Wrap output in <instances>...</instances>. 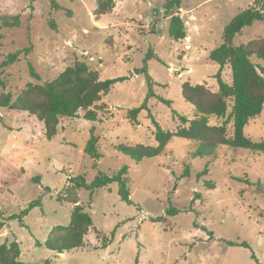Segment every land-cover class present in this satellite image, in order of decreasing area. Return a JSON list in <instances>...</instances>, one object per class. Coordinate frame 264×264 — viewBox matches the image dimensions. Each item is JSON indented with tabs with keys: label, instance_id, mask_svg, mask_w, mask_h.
<instances>
[{
	"label": "rangeland",
	"instance_id": "374dc122",
	"mask_svg": "<svg viewBox=\"0 0 264 264\" xmlns=\"http://www.w3.org/2000/svg\"><path fill=\"white\" fill-rule=\"evenodd\" d=\"M97 1L0 0V17L20 20L18 28L0 30V65L9 54L30 48L12 65L0 66V96L10 94L14 101L28 84L53 81L76 62L97 71L101 80L122 79L103 96L96 122L85 120L83 111L60 118L51 140L34 116L0 108V246L18 243L24 264H264V155L222 146L215 158L194 156L198 142L177 136L162 154L139 163L118 150L156 147L153 121L174 133L180 117L195 118L182 84L217 91L220 66L209 54L253 0H181L180 9L169 13L168 0H114L111 13L95 16ZM172 14L185 22L188 39L169 38ZM262 37L264 21H257L231 45ZM251 61L261 64L255 56ZM142 68L150 82L137 72ZM221 79L232 83L229 66ZM144 104L134 125L128 113ZM222 121L208 119L209 125ZM243 132L264 141V105ZM92 134L99 159L84 153ZM124 167L131 205L120 199L115 182L94 192L72 188V179L83 177L91 185L99 172L111 176ZM71 199L84 207L92 227L80 249L57 254L45 242L55 227L69 225ZM36 201L40 205L29 209ZM157 218L162 221H153Z\"/></svg>",
	"mask_w": 264,
	"mask_h": 264
},
{
	"label": "trees",
	"instance_id": "16d2710c",
	"mask_svg": "<svg viewBox=\"0 0 264 264\" xmlns=\"http://www.w3.org/2000/svg\"><path fill=\"white\" fill-rule=\"evenodd\" d=\"M54 7L59 8L55 3ZM181 0H168L164 10L169 13L174 8L180 9ZM114 8V0H98L95 16L111 13ZM264 21V0H253L251 7L240 11L224 28L222 44L209 54V60L220 66L215 75L218 81L216 92H210L204 85L182 84L181 93L183 99L193 106L196 116L192 120L180 117L181 126L176 132L171 133L155 125L156 147L137 145L135 147L120 146L118 150L139 163L143 159L154 158L163 153L165 147L173 136L198 142L199 148L194 156H211L215 158V149L225 146L230 150H245L254 154L264 155V141L254 142L244 135V127L248 121L262 112L264 105V37L253 40L240 46H232L231 42L243 28L251 26L254 22ZM19 16H1L0 30L18 28ZM168 36L174 41L187 38L185 22L179 14H172L169 19ZM30 48L9 54L1 68L15 63L21 54L27 55ZM257 57L261 64L255 65L252 57ZM155 57L150 54L149 58ZM225 66H229L232 73V83L226 84L221 79V72ZM143 74L147 81L150 79L146 69L137 71ZM30 74L39 80V76L30 66ZM122 79L101 80L95 70H91L85 63L76 62L67 67L57 78L40 85L28 84L14 101L11 95L0 96V108L19 110L34 116L45 127V136L51 140L57 135V125L60 118H77L79 111H83L85 120L96 122L98 113L103 111L101 102L114 84ZM153 94L149 92V97ZM167 104L169 101L162 100ZM135 108L128 113L129 120L136 125L137 116L145 108ZM230 108V111H229ZM222 118L219 125H209V117ZM98 138L93 134L87 141L84 153L93 159H99L97 151ZM127 168L124 167L111 176L99 172L95 181L88 185L83 177L71 180L72 188H83L94 192L96 189L106 187L111 183L118 184L120 199L132 204L130 190L127 182ZM188 175V170L184 176ZM39 182V178L36 179ZM60 201H63L60 199ZM74 207L71 211L68 226H57L50 231L48 240L45 242L47 249L57 254H63L71 250L80 249L84 244V238L92 227V219L75 199L68 201ZM38 201L30 204L29 209L39 206ZM27 212V211H26ZM25 212V213H26ZM176 213L170 210L168 214ZM161 222V218L154 219ZM22 224V221H21ZM3 226L0 223V228ZM110 241L104 242L101 247H107ZM229 246L247 248L246 243H228ZM21 251L18 243L0 246V264H24L19 259ZM252 258L255 259L254 256ZM49 264V262H45ZM256 264H260L256 261Z\"/></svg>",
	"mask_w": 264,
	"mask_h": 264
},
{
	"label": "water",
	"instance_id": "95a60500",
	"mask_svg": "<svg viewBox=\"0 0 264 264\" xmlns=\"http://www.w3.org/2000/svg\"><path fill=\"white\" fill-rule=\"evenodd\" d=\"M152 39H153V37H152ZM152 39L150 40V42H151V45H152V47H153L154 44H153V42H152Z\"/></svg>",
	"mask_w": 264,
	"mask_h": 264
},
{
	"label": "crops",
	"instance_id": "0c3cea01",
	"mask_svg": "<svg viewBox=\"0 0 264 264\" xmlns=\"http://www.w3.org/2000/svg\"><path fill=\"white\" fill-rule=\"evenodd\" d=\"M189 36H187V39H188Z\"/></svg>",
	"mask_w": 264,
	"mask_h": 264
}]
</instances>
